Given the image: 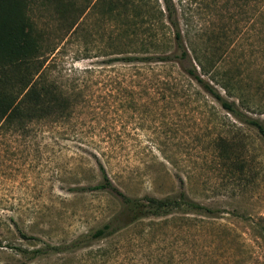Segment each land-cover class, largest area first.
Returning a JSON list of instances; mask_svg holds the SVG:
<instances>
[{"label": "rangeland", "instance_id": "obj_1", "mask_svg": "<svg viewBox=\"0 0 264 264\" xmlns=\"http://www.w3.org/2000/svg\"><path fill=\"white\" fill-rule=\"evenodd\" d=\"M175 1L182 28L190 14L195 26L209 30L226 19L207 6L211 0ZM32 8L38 23L52 31L51 47H58L48 56L51 72L68 83L90 77L84 69L93 67L92 97L105 107H81L62 124L0 128V264H264V135L221 107L177 65L107 64L117 54H104L112 51L105 47L111 27L96 11L61 37L51 8L39 2ZM258 15L255 22H241L229 60L240 66L251 92L262 86L259 96L264 22ZM149 79L158 81L157 92L147 88L137 97L139 84ZM163 93L178 100L159 98L160 107H154L150 97ZM238 108L264 125V107ZM100 163L130 196L164 197L184 189L211 212L133 222L124 216L115 220L112 234L89 239L122 209L116 194L90 188L101 181ZM80 237L83 246L35 252Z\"/></svg>", "mask_w": 264, "mask_h": 264}, {"label": "trees", "instance_id": "obj_2", "mask_svg": "<svg viewBox=\"0 0 264 264\" xmlns=\"http://www.w3.org/2000/svg\"><path fill=\"white\" fill-rule=\"evenodd\" d=\"M37 2L40 7L51 8L56 21L55 32H64L61 37L74 32L90 10L96 11L98 18L111 27L105 47L112 51H105L104 54H117L107 59V64L121 61L140 66L151 63L177 65L221 107L264 135V125L260 120L238 108L264 107V92L261 94L258 91L259 96L256 93L257 88L262 86L258 85L255 92H251L243 83L240 66L229 60L239 43L240 37L237 36L244 21L251 17L255 22L259 12L261 24L264 22V0L207 2L208 7L211 4V10H215L216 14L223 12L226 18L218 30L195 26L192 14L188 15L182 28L175 0H94L84 5L78 0H0V128L25 129L33 122L62 124L76 116L81 107H105L92 97L93 67L84 69L90 77L80 81L73 78L68 83L60 81L51 72L48 56L58 47L57 44L51 47L52 31L45 23L39 24L32 15V5ZM262 41L264 44V33ZM139 86L137 97L148 93L147 88L155 94L159 83L149 79V82L140 83ZM159 98L173 104L178 100L170 94L163 93L160 97L153 95L150 99L157 104L153 103L154 107H160ZM100 172L101 181L90 188L116 194L121 200L122 209L95 229L89 239L112 234L118 230L113 225L115 220L124 216L133 222L150 215L179 211L211 212L208 207L190 199L184 189L176 195L164 197L149 194L133 197L114 184L102 163ZM21 235L28 239L36 238L25 232H21ZM83 242L85 238L80 237L69 245H47L37 248L35 252L44 253L50 248L57 251L76 248L83 246Z\"/></svg>", "mask_w": 264, "mask_h": 264}]
</instances>
